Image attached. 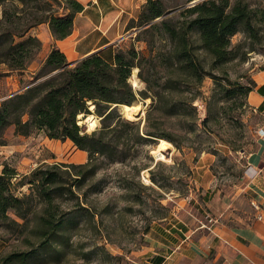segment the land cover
I'll return each instance as SVG.
<instances>
[{"label":"rangeland","instance_id":"rangeland-1","mask_svg":"<svg viewBox=\"0 0 264 264\" xmlns=\"http://www.w3.org/2000/svg\"><path fill=\"white\" fill-rule=\"evenodd\" d=\"M230 1L247 4L250 25L230 37L233 57L216 68H208L215 78L207 75L199 85L192 79L184 80L180 82L183 86L166 93L161 88L164 77L159 76L165 73L160 63L151 69L156 74L152 76L151 90L138 78L137 68L134 75L139 84L133 85L131 70L129 82L138 92L134 102L148 100L142 116L129 121L137 123L140 131L147 124L169 135L171 140H166L171 143L170 160L156 159L152 153L157 138L148 143L133 144L131 140L130 150L121 161L110 163L104 156L94 155L91 163L97 168L90 176L88 167H78L87 157L71 141L49 139L39 130L18 137L13 126L6 127V146L0 145V173L5 166L15 175L1 180L8 188L5 193L17 197L30 193L29 184L23 182L39 165L56 172L57 182L51 188V205L37 194L41 187H34L21 204L23 219L13 209L7 210L18 225L6 226L0 218V257L26 252L32 258L25 264H146L154 223L171 224L181 219L186 223L179 222L185 230L202 222L209 224L206 213L212 217L215 214L204 203L214 195L219 208L226 202L235 204L233 212L246 208L243 176L248 153L262 147L264 133L258 130L264 117L250 108L242 87L252 81V75L264 71V0ZM14 5L17 10L21 7L17 1ZM136 33V28L126 30L116 49L133 46L146 53L145 43L135 39ZM199 54L202 64L209 67V56ZM5 68L0 63V78ZM24 76L21 82L31 81L30 75ZM142 93L148 96L143 98ZM89 109L97 124L92 129L86 124V132L100 125L91 103ZM169 111L172 113L167 114ZM116 112L125 118L118 107ZM126 131L131 135L130 129ZM206 176L211 177L207 192L200 184ZM47 209L61 225L54 239L45 241L48 236L41 233L39 217L48 215ZM231 218L226 216V220Z\"/></svg>","mask_w":264,"mask_h":264},{"label":"trees","instance_id":"trees-1","mask_svg":"<svg viewBox=\"0 0 264 264\" xmlns=\"http://www.w3.org/2000/svg\"><path fill=\"white\" fill-rule=\"evenodd\" d=\"M19 2L18 9L15 2ZM145 0L135 18L129 19L125 30L136 28V40L145 43L146 53L133 46L122 50L114 47L109 54L92 52L74 62H68L64 53L52 47L44 61L30 74L31 81L23 89L0 101V145L5 144L4 130L13 126L15 134L27 136L33 130L43 131L50 139H68L80 150L86 151L87 161L78 167H88V175L96 172L92 158L98 154L108 162L121 161L130 150V141L148 143L154 138L171 140L170 136L145 125L139 130L137 123L121 117L113 104H132L136 92L130 82L131 70L137 68V76L152 89V68L156 62L164 71L163 92L178 89L184 80H194L199 85L209 69L216 68L233 57L230 37L241 27L250 25V9L247 4L230 0ZM34 2V5H29ZM7 4V5H6ZM0 63L11 71L22 73L40 48V40L28 33L31 27L47 23L54 39H62L72 30L73 15L83 9L77 0H0ZM26 5V8H24ZM24 13V15H23ZM209 56V67L199 59ZM209 68V69H208ZM156 73L159 71H155ZM156 78V77H155ZM185 82V81H184ZM217 82V81H215ZM252 80L242 87L243 93L253 89ZM264 86V84L262 85ZM228 92V90H226ZM148 95L142 93L141 97ZM227 96V95H226ZM93 112L100 117V125L86 132L78 123V114L85 117ZM175 104V103H174ZM176 102L175 105H179ZM172 113L169 111L170 114ZM147 112L146 118H148ZM126 129H130L131 135ZM39 165L26 182L30 193L14 196L1 182L15 175L5 166L0 173V218L6 226L19 223L7 214L9 208L24 218L21 204L32 194L34 187L48 205H51L57 174ZM81 172L80 169L76 171ZM151 172V171H150ZM34 177V178H33ZM25 175L18 181L21 183ZM150 178L155 181L151 172ZM49 189V190H48ZM48 215H41V233L54 239L61 222ZM183 227L181 223L176 224ZM31 254L12 252L0 257L1 264H25ZM156 262H160L156 259Z\"/></svg>","mask_w":264,"mask_h":264},{"label":"crops","instance_id":"crops-1","mask_svg":"<svg viewBox=\"0 0 264 264\" xmlns=\"http://www.w3.org/2000/svg\"><path fill=\"white\" fill-rule=\"evenodd\" d=\"M77 1L83 5V9L73 15L72 30L64 38L54 39L45 22L30 28L28 33L40 40V49L22 73L7 68L2 70L5 75L0 78V99L21 91L25 84L21 82L24 75L33 73L52 47L60 49L68 62H74L95 51L109 54L123 37L127 22L137 16L145 0ZM252 80L255 86L247 93V102L252 110L255 108V112L264 117V71H261V75H252ZM262 121L259 134L264 133V118ZM260 146V149L248 153L242 187L246 194V208L240 213L233 212L231 209H234L235 204L228 202L219 208L214 195L210 201L204 203L210 212L215 214L213 218L216 221L213 223L202 222L186 230L183 229L184 226L176 225L178 222L186 224L181 219L171 224L162 221L154 223L147 247L149 251L145 256L146 264L264 263L263 139ZM78 150L87 157L86 151ZM210 180L211 177L206 176L205 180L201 181L202 190L207 192ZM252 202L257 203L259 208L255 209ZM223 214L224 217H221ZM231 215L230 221L226 220V216ZM156 259L160 262H156Z\"/></svg>","mask_w":264,"mask_h":264},{"label":"bare ground","instance_id":"bare-ground-1","mask_svg":"<svg viewBox=\"0 0 264 264\" xmlns=\"http://www.w3.org/2000/svg\"><path fill=\"white\" fill-rule=\"evenodd\" d=\"M135 70L136 68L134 67L130 81L133 83V85L138 86L139 82L137 80V77L134 75ZM147 100L148 99H145L142 103L134 102L132 104H121L120 106L122 115L128 120H136L140 118L142 116L143 109ZM78 117H80L78 119V123L86 122L88 128L90 129L94 128L97 124L96 119L91 113L86 115L85 117H81V114L79 113ZM170 147L171 143L168 140L164 138H157V144L152 150V153L154 154L156 159L170 160Z\"/></svg>","mask_w":264,"mask_h":264},{"label":"built area","instance_id":"built-area-1","mask_svg":"<svg viewBox=\"0 0 264 264\" xmlns=\"http://www.w3.org/2000/svg\"><path fill=\"white\" fill-rule=\"evenodd\" d=\"M253 111H255V108L253 109ZM252 206H253L255 209H258V208H259L258 204L255 203V202H252ZM206 217H207V220H208L209 223H213V222L216 221L213 217L209 216L208 214H206ZM258 218H260V215H258ZM263 264H264V263H263Z\"/></svg>","mask_w":264,"mask_h":264},{"label":"water","instance_id":"water-1","mask_svg":"<svg viewBox=\"0 0 264 264\" xmlns=\"http://www.w3.org/2000/svg\"><path fill=\"white\" fill-rule=\"evenodd\" d=\"M197 0H193V1H191V3H194V2H196ZM112 106H117L118 108H119V110H120V113H121V106L120 105H118V104H113ZM82 125L84 126V128H85V126H86V122H84V123H82ZM86 129V128H85Z\"/></svg>","mask_w":264,"mask_h":264}]
</instances>
